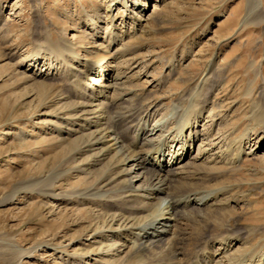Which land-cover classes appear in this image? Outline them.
<instances>
[{
  "label": "rangeland",
  "instance_id": "rangeland-1",
  "mask_svg": "<svg viewBox=\"0 0 264 264\" xmlns=\"http://www.w3.org/2000/svg\"><path fill=\"white\" fill-rule=\"evenodd\" d=\"M145 4L141 0H0V264H99L90 256L97 245L89 231L101 225L111 204L101 205L95 197L72 198L99 175L73 171L81 159L68 158L76 135L60 133L57 129L64 123L51 116L59 106L57 97L70 91L48 49L50 42L60 41L78 42L80 61L103 64L111 71L106 77L110 92L99 98L109 140L127 136L132 141L140 127L145 128L147 144L168 139L163 157L167 168L159 170L163 181L155 187L153 203L160 211L168 207L171 218L164 238L154 239V245L145 243L144 262L151 263L159 250L168 251L171 245V262L186 264L199 250L198 231L206 239L234 232L231 239L240 241L231 242L232 255L264 254V0H147ZM107 7L116 30H135L127 54L118 60L115 50L121 46L108 48L100 39H91L85 26L83 13L96 10L104 15ZM127 15L139 24L130 27ZM100 25L102 38L105 24ZM78 64L74 61L72 72ZM210 69L212 94L200 98L199 87ZM76 75L86 83L88 76ZM197 98L201 105L205 102L207 113L195 128L197 140L189 155L172 166L171 141L180 136L181 112ZM254 104L261 115L251 120ZM212 109L218 117L215 127L207 118ZM131 112V123L121 126V113ZM224 116L225 123L219 120ZM232 130V137L247 133L234 170L223 166L213 170V163L201 158L200 149L211 151L213 138L219 143ZM52 173L56 178L51 182ZM42 181L52 184L50 190L41 187ZM183 181L199 186L187 190L197 191L188 204L182 202L187 191H175ZM140 182L132 190L139 191ZM228 186L230 213L219 215L209 197L215 188ZM251 228L254 233L249 236ZM218 249L221 246L213 244L211 254Z\"/></svg>",
  "mask_w": 264,
  "mask_h": 264
},
{
  "label": "bare ground",
  "instance_id": "bare-ground-1",
  "mask_svg": "<svg viewBox=\"0 0 264 264\" xmlns=\"http://www.w3.org/2000/svg\"><path fill=\"white\" fill-rule=\"evenodd\" d=\"M146 1L147 0H141L144 7H146ZM83 14L85 26L90 32L89 36L91 39H100L108 48H111L113 45L121 46L117 47L115 50L118 57H115L117 60L127 54V43L136 37L134 27L133 31L131 29L127 31L126 29L124 31L116 30L113 17H111V8L108 7L104 15L96 10L90 14ZM127 16L126 19L130 21V27L139 24V20L135 23V19H133L131 15ZM101 23L105 24L104 37L102 38L98 37L101 30ZM78 45V42L71 43L60 41V43L57 44L50 42V47H48L49 50L53 51L55 56L57 71H60L61 77H64L70 86L68 95H59L60 98L59 96L57 99L55 98V102L59 106L55 108L54 111L52 110L51 116L53 119L64 123V128L57 129L60 133H64L67 137H75L76 135V138H71L72 141L69 144L70 152L68 158L70 161L74 162L81 159L78 161L77 167L73 168V171L89 177L92 174L99 175L96 182L88 187L86 186L85 190L82 192L80 191L81 193L74 195L72 198L87 201L92 200L91 197H95L94 200L99 201L101 205L106 206V203L111 204L101 221V225H93V228L90 227V239L93 241V245H97L96 248L90 250V256L94 257L93 261L99 264L115 263L117 259L120 260V264L132 260L136 264H146L144 262V258L147 254L145 243L149 242L150 245H154V239L164 238V236L167 235V228L171 218L170 209L168 207L160 211L157 209L156 204L153 203L156 194L155 187L163 181L159 170L163 169L166 171L167 168L163 157L165 149L168 147V139H164L155 144H147L145 141L143 142V137L146 135V133L144 134L145 128L140 127L137 129L136 134H134L132 141H128L126 138L127 136L122 140H119L121 138L109 140V131L108 128L105 127V113L101 106L102 101H100L99 98L101 99L102 97V99H105L110 92V86L106 82L108 81L107 79L110 78L111 71L107 72L103 64L87 60L80 61L81 59L78 55V49L80 47ZM74 61L76 63L79 62V64L75 67V71L72 72ZM126 65L129 68V64L125 61V66ZM117 66L120 68L122 67L121 64ZM76 73L79 74V77L88 76L85 84H83V82L81 83V79H78ZM212 79L213 71L210 69L205 74L202 84L199 87L198 96H200V98L212 94V91L209 90ZM43 88H45V86H43ZM42 92L43 96L48 95L47 89H44ZM197 100L195 99L196 102L192 104L187 111L181 112L178 121V130L181 132L179 133L180 136L177 142H175L174 137L171 141L174 148L172 151V157L174 155L172 166L177 165V163H179L178 161H181L183 156L189 155L191 147L197 140L198 131L195 128L199 127L198 125L203 121L204 114L207 113L205 102H203L204 105H201L198 98ZM255 108H257L256 104L252 106L253 112L250 114L251 120L261 115V113L255 111ZM212 111L213 114L209 113L207 118L213 121L211 125L215 127L217 124L215 121L217 114L214 112V109H212ZM212 111L210 110V112ZM254 112L256 114H254ZM122 114L123 117H121L120 125L123 126L131 123L134 112L127 113L126 115H124V113H121V115ZM145 117H147V115H145ZM226 118L227 117L224 116L219 120L225 123ZM220 125L218 124V126ZM232 131H230V133L225 132L226 134L222 135V140L219 143H216L217 140L213 138V144H210V146L213 147L211 151L200 149V152L203 154L201 158L206 156V158L210 160V163H213V170H218V166L228 167L231 171L234 170V165L239 158V154L242 152V144L247 140V133L245 131L238 137H232L234 133V131ZM2 134L4 135V133H1V135ZM1 139L2 138H0V140ZM127 164H130L129 169H126L127 167L125 168ZM136 172H139L140 175L128 180L126 179ZM166 174H169V172ZM51 176L50 180L52 182L55 180L56 174L52 173ZM139 182V191L136 192L132 190L133 186ZM143 183H145L146 187L142 186ZM41 184V187L45 189L47 186L49 187L46 190H50L52 186L51 183L47 184L45 181H42ZM99 185L100 187H98ZM192 187L199 188L196 183L188 184V182L183 181L180 182L175 191L176 193H184ZM214 190L212 196L209 197V202L211 204L213 203L212 205H214L215 208H219L217 210V212L219 211V215L230 213L227 205L229 201H231V196H226L230 191L229 186L217 187ZM100 192L103 195H98ZM196 192L197 191H187V194L183 197V204H188L191 199H194V197L197 196ZM207 225V222H205L204 227ZM215 226L217 225L215 224ZM218 228L220 229V227ZM232 233L227 230L224 232V235L219 237L208 236L209 238L206 239L205 236L207 235L198 231V233H196L197 238L201 241L199 250L198 252L196 251V256L187 260L186 264H211L216 258L219 259H216V264H264V254L257 255V253L254 258L252 256L248 258L247 253L245 256L242 255L240 257L230 254L234 246L233 243L236 245L240 241L237 237L231 239L230 235H233ZM253 233L254 229H248L249 236ZM143 239L148 240L146 241ZM232 241L233 243H231ZM215 243L219 244L222 249H218L219 252L217 253L215 251L213 255L210 252V247ZM167 248L168 251L165 249L159 250V256H155L156 258L149 264H177L171 262V258L169 257L173 252L171 245Z\"/></svg>",
  "mask_w": 264,
  "mask_h": 264
}]
</instances>
